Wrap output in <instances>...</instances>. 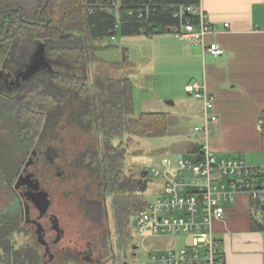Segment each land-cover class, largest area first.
<instances>
[{
	"label": "trees",
	"instance_id": "1",
	"mask_svg": "<svg viewBox=\"0 0 264 264\" xmlns=\"http://www.w3.org/2000/svg\"><path fill=\"white\" fill-rule=\"evenodd\" d=\"M119 2L123 5L121 26L116 29L117 18L110 10V0H0L3 60L7 58L13 69L22 68L38 44L45 43L48 59L69 69L58 76L38 78L14 99H0V113L11 117L15 124V144L24 152L30 150L40 136L56 140L61 131L70 126L103 135L104 145L99 148L90 146L75 156L66 155L63 150L61 168L68 170L67 178L88 181L86 196L80 203L85 217L93 223L108 221L105 194L114 195L118 247L124 250L130 242L125 233L130 222L132 226V218L149 202L143 195L148 189V180L130 177L124 172L125 135L133 124L141 135L159 134L167 129L168 115L145 112L133 117L132 80L126 77L108 79L105 86H99L98 80L93 81L90 77L89 69L103 49V40L116 36L118 32L124 36L147 37L166 33L168 27L179 22L174 17L179 6L199 7L201 0ZM130 9L135 12L133 17L126 15ZM138 10H142V19L136 17ZM186 19L197 21L194 15L186 16ZM261 137L264 151V113ZM116 139L118 144L114 143ZM5 162L2 166L0 164V183L8 194V204L0 209V264H42L38 247L23 224V206L13 188L19 167L9 175L3 167ZM62 173L64 176V171ZM20 234L29 236L31 242L18 245L15 238ZM108 236L102 235L101 242L106 248ZM108 254L115 258L112 248L105 250L103 258ZM70 263L78 264L73 257L61 259V264Z\"/></svg>",
	"mask_w": 264,
	"mask_h": 264
},
{
	"label": "rangeland",
	"instance_id": "2",
	"mask_svg": "<svg viewBox=\"0 0 264 264\" xmlns=\"http://www.w3.org/2000/svg\"><path fill=\"white\" fill-rule=\"evenodd\" d=\"M158 37L174 38L175 36L171 33H164ZM158 37H156V40H152L145 35L124 36L121 32H118L116 36L101 42L103 49L98 53L97 59L91 64L89 69L90 77L93 81L94 79L95 81L98 80L99 86H105L104 83L108 79L117 80L126 77L132 80L135 105L133 117L137 118L142 112L146 111L173 112L169 114L167 129L159 134L141 135L137 131L138 127L133 124L131 130L125 135L127 155L124 163V172L130 177L142 179H145L141 176L143 171L160 165L165 157L173 160L191 158L192 155L188 154L190 145H203L206 138L204 132H197L196 130L197 128L205 127L204 110L198 115V119L195 115L184 114L180 108V99H186L187 102L191 99L192 101L189 102L193 103L196 108H201L202 99H200L202 102L199 101L195 94L193 97H189L187 92L179 89L174 91L175 96H178L179 93L182 96L178 97L177 106L174 108L168 105V102L173 101L172 97H169L171 95H168V85L179 84L187 80L188 75L177 74L171 77L168 76L167 72L169 70L173 69L177 72L180 71V68H170L172 66L167 68L164 65L165 61L163 62L164 58L161 60L156 57L162 47L161 43L157 42V39H160ZM202 118L203 122H201ZM14 126L15 124L10 116H3L0 113V164L2 166L3 162H9H5L3 165L10 173L9 175L14 174L12 171H15L22 164V161L24 162L25 160L24 149L17 147L15 144L16 132H13ZM212 128L210 126V140L213 138ZM60 139L61 152L65 150L64 153L69 156L78 155L90 146L99 148L104 145V137L101 133L98 131L87 132L85 129L81 130L76 126H70L66 130L61 131ZM118 142V139L114 141L115 144H118ZM62 160L63 157L57 160L60 167L63 165ZM38 167L43 188L52 195L49 213H53L58 217L60 226L64 231V237L55 250L59 251V248L68 246L70 241L74 242L73 244L77 249L85 250L88 242H92L94 247L102 254L106 249L111 250L112 248V256L115 258H110L111 255L109 256L108 254V257L102 258V263L104 262V264H123L125 261H128L129 264H140L145 259L148 249L163 251L174 245L176 247L183 246L185 240L183 235L170 238L152 237L146 239L145 236L140 235L135 230L133 217L132 226L130 222L129 230L125 233L130 239L129 245L125 246L123 253L118 252L117 216L113 211L114 195L109 193L105 194L109 220L104 221V228L109 229L112 237L109 235L107 238V248L104 245L105 243L101 242L102 235H105L104 233L99 235L94 242L93 235L97 233V223H93L85 217L80 203L81 198L86 196L85 186L88 181L67 178L69 172L63 168L61 169H63L62 171H64L65 175L61 178L51 167L44 163H40ZM146 179L148 180V189L143 195L147 201L151 202L157 198L164 183L163 180L155 178L152 174H149ZM261 199H264V195H261ZM7 204L8 194L0 183V209L7 206ZM32 214L33 218H36L38 213L33 211ZM42 223L47 225V220ZM15 239L20 246L31 242L29 236L21 234L16 235ZM47 240L51 243L52 236L48 237ZM72 249L74 248L72 247ZM55 264H61V261ZM78 264L86 263L83 258L79 257Z\"/></svg>",
	"mask_w": 264,
	"mask_h": 264
},
{
	"label": "crops",
	"instance_id": "3",
	"mask_svg": "<svg viewBox=\"0 0 264 264\" xmlns=\"http://www.w3.org/2000/svg\"><path fill=\"white\" fill-rule=\"evenodd\" d=\"M200 10L206 13L213 30L206 42L217 43L224 50L222 56L214 57L204 52L202 46L176 37H158L162 34L148 37L152 40L160 38L157 42L162 47L156 57L164 58L167 68H180L177 72L169 70V77L188 75L187 80L168 85V95L174 101L168 102V105L175 108L178 97H182L180 93L175 96V90L181 89L193 97L188 88L198 84L214 97V108L209 114L210 126L213 127L210 143L215 153L224 159L241 158L251 167L261 166L264 163L261 137V117L264 113V0H201ZM189 101L180 99L181 111L199 119L198 115L204 110L203 103L201 108H196ZM146 112L164 113L168 118L173 113ZM204 120L206 124V116ZM204 120L202 118L201 122ZM198 129L197 132H201ZM190 146L188 154L193 155L202 145ZM261 195L264 192L254 200L247 194H239L234 203L228 204L226 216L214 221L213 231L224 264H264V231L257 226V221L264 226V199Z\"/></svg>",
	"mask_w": 264,
	"mask_h": 264
},
{
	"label": "built area",
	"instance_id": "4",
	"mask_svg": "<svg viewBox=\"0 0 264 264\" xmlns=\"http://www.w3.org/2000/svg\"><path fill=\"white\" fill-rule=\"evenodd\" d=\"M122 6L119 0H110V10L117 18L116 29L121 26ZM142 10L136 13L138 19L143 18ZM149 10L148 6V14ZM134 14L131 9L126 12L128 17ZM189 15L196 16L197 21L186 19ZM174 17L179 22L168 27L167 31L177 39L198 44L214 57L224 54L217 43L206 42L213 30L200 5L179 6ZM188 91L204 103L206 124L198 131L205 133L206 140L191 158L173 160L165 157L160 165L148 170L149 174L163 180L164 185L157 198L134 216L135 230L146 239L183 235L184 244L163 251L148 249L140 264H224L213 231L214 221L226 216L228 204L234 203L239 194L257 200L264 192V163L251 167L241 158L219 157L208 137L214 97L198 84L191 85Z\"/></svg>",
	"mask_w": 264,
	"mask_h": 264
},
{
	"label": "flooded vegetation",
	"instance_id": "5",
	"mask_svg": "<svg viewBox=\"0 0 264 264\" xmlns=\"http://www.w3.org/2000/svg\"><path fill=\"white\" fill-rule=\"evenodd\" d=\"M2 56L3 54L0 51V99L3 100L16 98L18 93L21 92L22 89L26 88L29 84H33L38 78L48 75L58 76L62 72L66 73L68 69L66 66H62L59 62L50 60L47 57L51 64V67L41 69L37 74L29 78L28 80H23L22 78H17V76L27 68V66L31 62L33 55L29 62L24 67L19 69H13L10 65H8L7 58L3 60ZM60 141V135L56 140L50 138L43 139L40 136L30 150L26 152L22 151L23 155H25V160L24 162L22 161V164L19 166L13 188H16L15 184L17 183L21 172L25 169L27 162L31 161L34 167L33 170L37 173L34 188L36 187L40 189L43 202L42 210L38 209L36 204V194L33 193L34 189L33 186H31L32 183L30 184L28 179H26L25 185L20 188L21 190L16 191L19 199L21 200L24 210L23 224L30 231L33 241L38 247V250L42 256V264H55L56 262L61 261L63 257H73L77 262L80 257L81 259L83 258L85 260L86 264H104V262L102 263L103 254L94 247L92 242H88L87 248L85 250L77 249L73 244V241H70V244L68 246L59 248V251L55 250V248L60 245L64 237V231L60 226L58 217H56V215H54L53 213H49L50 203L52 202V195L49 194L48 191H45V189L43 188V185L41 183L42 178L38 166L40 163H44L45 165L51 167L58 176L63 178L61 167L57 163V160L61 158V150L59 145ZM33 211H36L38 213L36 218H33ZM45 220H47V225L42 223ZM96 225L97 233L93 235L94 242L96 238H98V236L102 233H104L105 235H111L112 237V233H110L109 229L104 228V223ZM50 236H52L51 243H49L47 240ZM72 247L74 249H72ZM118 252L123 253V249L118 247Z\"/></svg>",
	"mask_w": 264,
	"mask_h": 264
},
{
	"label": "water",
	"instance_id": "6",
	"mask_svg": "<svg viewBox=\"0 0 264 264\" xmlns=\"http://www.w3.org/2000/svg\"><path fill=\"white\" fill-rule=\"evenodd\" d=\"M51 67V64L49 62V60L47 59V52H46V44L45 43H39L34 54L33 57L31 59L30 64L27 66V68L21 72L17 78H22L23 80H28L29 78H31L32 76H34L35 74H37L41 69L44 68H48ZM173 104V103H172ZM34 167L31 163V161L27 162V165L25 167V169L21 172L17 183L15 184V189L16 191L21 190L20 188L25 185V180L28 179V181L30 182L31 186H33V193L36 194V204L38 209L42 210V194L39 188H34L35 186V181H36V171L34 172ZM149 175V171L145 170L141 173V176L143 178H146ZM262 210L264 211V206H262ZM257 226L259 230H263L264 231V226L262 223L257 221ZM123 264H129L128 261H125Z\"/></svg>",
	"mask_w": 264,
	"mask_h": 264
}]
</instances>
